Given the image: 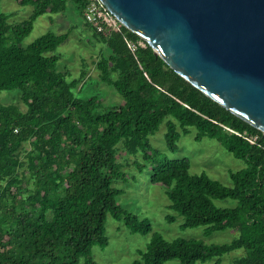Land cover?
I'll use <instances>...</instances> for the list:
<instances>
[{
	"label": "trees",
	"instance_id": "obj_1",
	"mask_svg": "<svg viewBox=\"0 0 264 264\" xmlns=\"http://www.w3.org/2000/svg\"><path fill=\"white\" fill-rule=\"evenodd\" d=\"M33 7L19 27L0 13V91H18L27 110L0 104V264H96L95 246H108L110 213L132 233L149 234L146 220L118 204L113 185L123 177L120 150L143 155L139 170L151 168V181L162 184L170 201L167 219L183 218L182 229L205 227L207 234L236 231L223 245L200 240H166L154 234L148 249L132 264H198L243 249L234 264H264V133L187 82L147 44L132 53L128 41L140 37L120 24L105 37L87 23L101 45L98 78L123 98L106 106L100 95L87 99V72L68 81L54 54L68 33L49 32L21 46L34 22L67 11L74 3L84 20L88 0H15ZM82 87L80 88V86ZM165 123L166 141L178 150L179 129L199 132L197 140L216 139L245 168L231 171L233 187L207 174H191L188 159L170 160L153 148L150 136ZM233 131V132H231ZM258 136L250 142L241 135ZM31 149L22 154L24 144ZM24 155V156H23ZM23 156V157H22ZM232 199L231 208L217 200Z\"/></svg>",
	"mask_w": 264,
	"mask_h": 264
},
{
	"label": "rangeland",
	"instance_id": "obj_2",
	"mask_svg": "<svg viewBox=\"0 0 264 264\" xmlns=\"http://www.w3.org/2000/svg\"><path fill=\"white\" fill-rule=\"evenodd\" d=\"M0 13L11 15L10 24L19 27L30 19L33 7H22L15 0H0ZM49 32L58 35L68 33L69 35L68 40L54 53L61 55L58 70L68 75V81L78 78L83 71L87 72L83 80V92L76 91L79 97L87 99L100 95L103 103L108 107L124 104L123 98L115 89L98 78L96 62L100 58L101 45L93 39L92 30L74 3H68L65 13L48 14L38 18L21 46L27 48ZM0 104L14 106L22 111L27 110L22 102L21 93L18 91H0ZM178 131L181 138L178 141L176 152L168 148L165 123L154 135L150 136L151 145L170 160H190L191 174L205 173L213 180L232 188L230 172L245 168V162L234 157L216 139L197 140L199 132L196 128H190L188 134H183L181 129ZM30 149V143L24 144L22 154ZM117 159L123 166L121 170L123 177L114 180L113 183L114 187L121 191V195L117 198L118 204L128 212L137 215L141 220H146L152 232L149 234L132 233L124 221L116 220L108 213L106 235L109 243L106 247L95 246L93 248V259L96 264H132L139 260L141 253L148 249L154 234H160L168 241L200 240L207 245L227 244L237 237L236 231L232 230L207 234L205 227L182 229L183 218L181 217H178L175 222H170L167 216L174 213L168 208L170 201L166 188L162 184L151 181V168L144 170L138 168V164L143 163V155L129 156L124 150H120ZM215 204L220 208H231L236 206L237 202L226 199L217 200ZM244 255L245 250L240 249L224 255L219 263H216L217 259H213L198 264H234L235 260ZM79 264H84L83 259ZM165 264L180 263L175 259Z\"/></svg>",
	"mask_w": 264,
	"mask_h": 264
},
{
	"label": "water",
	"instance_id": "obj_3",
	"mask_svg": "<svg viewBox=\"0 0 264 264\" xmlns=\"http://www.w3.org/2000/svg\"><path fill=\"white\" fill-rule=\"evenodd\" d=\"M207 97L264 133V0H102Z\"/></svg>",
	"mask_w": 264,
	"mask_h": 264
},
{
	"label": "built area",
	"instance_id": "obj_4",
	"mask_svg": "<svg viewBox=\"0 0 264 264\" xmlns=\"http://www.w3.org/2000/svg\"><path fill=\"white\" fill-rule=\"evenodd\" d=\"M84 16L87 23L90 24L98 34L105 37H109L114 32L120 30V21L106 7L102 0H88L84 10ZM127 43L132 53H135L139 48H146L148 44L146 40L141 37L137 42L128 41ZM241 136L250 142L255 143L258 141V136L256 135L251 136L248 133H244Z\"/></svg>",
	"mask_w": 264,
	"mask_h": 264
}]
</instances>
